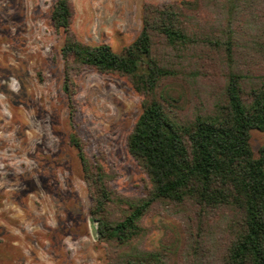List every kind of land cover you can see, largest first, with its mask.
Segmentation results:
<instances>
[{"label":"rangeland","instance_id":"rangeland-1","mask_svg":"<svg viewBox=\"0 0 264 264\" xmlns=\"http://www.w3.org/2000/svg\"><path fill=\"white\" fill-rule=\"evenodd\" d=\"M174 1L179 0H71L72 29L84 42L120 51L138 35L144 3ZM54 2L0 0V264H106L76 149L69 143L71 131L81 138L86 155L103 164L108 184L119 196L135 202L150 187L126 149L142 100L127 76L91 67L74 74L76 112L70 125L60 54L64 36L50 19ZM248 2L231 26L233 70L250 74L264 70V56L252 48L264 30V1ZM201 3L191 29L225 39L226 12L220 3ZM154 52L160 58L173 56L161 43ZM183 63L201 71L178 86L190 101L188 112H211L229 69L223 48L198 46ZM256 82V77H246L243 87ZM250 143L258 156L264 133L252 129ZM112 210L117 212V205ZM192 216L178 206L156 205L144 219L151 234L142 247L158 246L166 229L168 238L172 232L184 237L182 264H220L226 215L211 219L196 240L189 235L197 228Z\"/></svg>","mask_w":264,"mask_h":264},{"label":"trees","instance_id":"trees-1","mask_svg":"<svg viewBox=\"0 0 264 264\" xmlns=\"http://www.w3.org/2000/svg\"><path fill=\"white\" fill-rule=\"evenodd\" d=\"M202 1L144 3L141 29L120 51L106 43L80 40L72 29L75 11L71 0L53 4L51 23L64 36L60 54L70 125L76 112L73 75L84 67L127 76L142 97L141 111L126 138L128 153L150 182L139 200L119 196L109 186L100 160L86 155L75 131L69 134L106 264H182L185 240L179 232L168 238L165 229L158 246L142 247L151 234L144 219L156 205L167 204L192 212L197 228L189 235L194 240L203 236L211 219L226 215L220 264H264V145L256 156L250 143L252 129L264 133V70L250 74L233 70L236 39L231 22L249 2L205 0L220 3L226 12V38L222 39L191 29ZM256 38L252 48L264 56V30ZM158 43L173 56L155 55ZM210 45L222 47L228 62L222 96L211 112H188L190 101L183 86H178L196 79L201 71L184 65L183 60L198 46ZM246 77L257 78L247 90L243 87ZM114 204L117 212L112 210Z\"/></svg>","mask_w":264,"mask_h":264}]
</instances>
